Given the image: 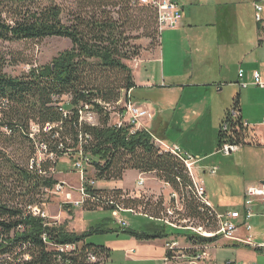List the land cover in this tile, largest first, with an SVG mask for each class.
<instances>
[{
	"label": "trees",
	"instance_id": "16d2710c",
	"mask_svg": "<svg viewBox=\"0 0 264 264\" xmlns=\"http://www.w3.org/2000/svg\"><path fill=\"white\" fill-rule=\"evenodd\" d=\"M72 4L66 7L63 0H0V40L65 37L72 43L50 63L33 66L20 77L6 74L0 66V141L29 149L27 156L22 154L25 164H21L0 148V264H106L105 259L110 258V248L85 242L88 234L104 229L69 232L65 224L33 211L35 207L43 210L42 194L58 184L53 176L56 170L61 171L59 160L66 155H76L75 162L87 159L86 168L93 167L95 179H122L129 169L155 173L180 196L183 207L177 210L174 198L167 206L162 198L130 196L119 189L96 190L85 184V210L113 212L120 206L165 222L173 216L168 214L172 207L181 223L186 220L209 231L218 226L216 215L196 195L190 173L177 155L164 151L147 129L134 132L128 123H111L113 114L126 111L120 102L133 99L136 83L128 62L142 52L135 41L150 38L152 49L159 38L160 45L156 9L136 0H73ZM63 96L68 97L67 103ZM234 100L233 106L242 112L240 94ZM81 110L95 113L97 121L81 119ZM243 122L241 113L228 118V130L219 127L218 150L227 143H255L256 138H248ZM41 145L44 148H39ZM39 149L45 152L44 158L39 159ZM149 229L128 234L151 240L189 231L156 225ZM187 239L202 245L215 241L198 235ZM63 245L72 249L58 250Z\"/></svg>",
	"mask_w": 264,
	"mask_h": 264
},
{
	"label": "rangeland",
	"instance_id": "374dc122",
	"mask_svg": "<svg viewBox=\"0 0 264 264\" xmlns=\"http://www.w3.org/2000/svg\"><path fill=\"white\" fill-rule=\"evenodd\" d=\"M238 1L241 2L235 9H232V15L223 21L225 31L221 42L225 45L222 49L227 50L224 55L227 58L223 57L222 49L217 50L218 40L216 36L211 35V33L205 34L204 31L202 34L200 31L198 35L191 32L187 33L188 37L185 34L176 33L167 38L168 32L173 33L174 31H171L172 28L163 29L161 39L166 59L163 63L159 58L157 60L155 55L143 51L151 48L149 47L150 38L144 37L135 41L141 46V53L150 55L151 59L140 70L136 71L138 81L149 85L144 89L141 87L135 89L137 98L149 110L134 99H132V103L139 111L150 113V116L136 115L139 117L137 120L142 126H145L151 135L158 136L157 132L163 129L162 126H167L165 129L166 137L164 138L167 139L164 141L169 144H179L184 151L198 160L195 166V174L203 180L213 205L223 208V210L241 209L245 188L264 179V89L254 85L240 89L238 85L234 84L241 65L247 72V79L254 69L261 67L260 64H255L257 61V57L254 56L255 43L250 41L255 39L256 44H258V28L255 19L252 17V0H236V2ZM259 1V3L264 4V0ZM72 3L73 0H63L66 7L72 6ZM63 17L67 21V13ZM186 21L188 19L184 18L183 23ZM203 21L200 22L201 25H205ZM158 39L151 49L154 52L159 48ZM71 45V41L65 37H49L40 41L0 40V66L6 74L20 77L33 66L37 67L50 63L54 57L69 49ZM162 45L160 49H162ZM204 54L208 56L209 61L200 64L198 59ZM134 61L131 60L128 63L131 62L130 64L133 65ZM170 63L176 64L178 69L186 68L185 71L181 72L180 78L182 83L188 85L182 93V97L180 90L176 92L172 91L170 87L163 88L160 86L162 81L159 77L161 69L167 71ZM247 65H249V69L246 67ZM200 80L209 81L210 87H206L207 90L194 87L193 84L199 83ZM238 94H240L242 117L253 127L252 132L247 133L248 138L256 139L253 144L240 145L236 151L225 154L224 151L218 150L217 134L225 111L233 107L234 99ZM68 100V97H62L63 102L67 103ZM122 106H124L123 102ZM117 113L113 114L111 123L118 120ZM92 120L97 121L96 114ZM0 148H4L18 162L25 164L22 154H26L29 149H23L21 145L15 144L9 147L4 145L2 141H0ZM41 156L40 158H44ZM67 156L59 160L62 169L61 171L56 170L53 176L58 180V185L61 184L63 188L58 189L56 185L52 190H46L42 194L44 202L41 207L49 220L57 224H65L64 227L69 232L81 234L88 232L91 228L104 229L103 232L88 234L85 242L112 249L110 258L105 259L106 264H264V251H258L244 245L234 246L232 242L225 239H218L212 245L205 243L207 246H211L206 251L207 255L198 254L197 258L184 254L187 253L190 244L184 238L178 239L180 252L170 257L165 253L159 260L142 257L134 249L124 252L126 247L134 245L129 244L132 237L128 231H142L145 227L152 225L164 224L173 229L172 226L160 220L152 219L142 211L118 210L112 212L100 209L89 211L74 205L71 201L80 199L79 192L82 185L85 184L84 182L94 179L96 186L100 189H119L130 193V196H143L146 199L157 200L162 198L167 206L171 204V188L161 181L156 174H140L139 171L133 169L126 170L122 179H95L93 167L87 166L86 168V165L85 180L83 181L80 174L74 169L76 155ZM202 162L206 164L205 167L200 166ZM214 168L215 173H212ZM177 219L171 218V223L181 225ZM122 222L128 225L123 227L119 224ZM256 223H259V220ZM239 232L264 237L263 230L259 228L248 230L241 227ZM176 233L185 234L186 231H176ZM197 235L194 234V236ZM172 237L166 238L165 247L167 241L176 239Z\"/></svg>",
	"mask_w": 264,
	"mask_h": 264
},
{
	"label": "built area",
	"instance_id": "2783aa9c",
	"mask_svg": "<svg viewBox=\"0 0 264 264\" xmlns=\"http://www.w3.org/2000/svg\"><path fill=\"white\" fill-rule=\"evenodd\" d=\"M141 5H149L156 9L157 15H158V26L159 29L162 31L165 28H175L179 25V23L182 20L183 17V10L181 5L177 0H136ZM255 7V19L257 22H263L264 17L262 16L263 13V6L260 3H256L254 5ZM245 71L240 68L238 72V85L244 89L247 88L250 85L257 86L259 88L264 89V70L255 69L252 71L250 77L248 79L245 78ZM123 102V101H122ZM124 103V106L122 108H125L126 111L124 115L121 113H118V120L112 124L122 126L124 123H128L130 125H133V131L142 130L145 129V126H142L140 122L137 120L139 116H150V113L147 111H139L132 102ZM122 104V103H121ZM241 114V112L235 108L234 106L230 109H228L226 116L224 117L223 121L220 124V127L223 130H228V118H235L238 117ZM81 119H84L88 122H95L92 119L95 117V113L89 110H81L80 111ZM264 123V120H263ZM243 126L247 128V132H252L253 127L248 123V121L244 120ZM154 141L158 143L161 148L164 151L171 152V149H178L179 150V158L184 162V164H191L192 168L194 169V180L193 182H199V185L201 186V197H199L209 208L214 212V214L217 217L218 226L217 229L214 231H209L207 229H204L200 226H195L193 224H188L186 220L182 221L181 225H171V218H178V216L174 215L175 210H173L172 207L168 208V214H170L172 217L165 220V223L172 226L173 229H186L192 232L193 234H198L201 237H215V242L218 239H225L229 242H232L234 245H244L251 248H254L255 250L264 251V237H256L255 234L251 233H240L239 228L245 227L248 230H252L254 228H259L263 230L264 232V179L260 180L259 182H256L254 184H251L245 188V191L243 193V204L241 209H226L221 210L215 207L212 202L210 201L206 187L200 177L195 174V166L198 162L196 159H194L190 154H188L187 151H184L181 146L178 144H169L167 142H163L159 139H157L155 136H153ZM240 145L237 144H231L227 143L225 144L221 150L224 151L225 154L232 153L238 149ZM44 146L41 145L39 148ZM44 153L42 150L39 149V159L40 156ZM41 156V157H43ZM87 163V159L84 160H78L75 162L74 166L80 174L81 179L84 181L85 178V165ZM212 173H215V168L211 171ZM85 184H89L90 186H93L96 190H105V189H99L96 187V181L94 179H89L84 182ZM85 184L82 185L80 189V199L76 201H71L74 205H77L79 207H82L85 200L88 198V192L86 191ZM168 185L167 183H165ZM169 186V185H168ZM58 189H62L63 186L61 184H57ZM174 198L176 205L178 206L177 210L182 211L183 207L180 204V196L172 191L170 194V199ZM118 210L122 211H131L136 212L133 209H125L123 207H118L113 210V212H116ZM33 211L35 214H42V216H47V214L41 210L38 207L33 208ZM259 223H256L258 222ZM118 223V222H117ZM123 227H125V222L119 223ZM183 224H188V226H184ZM189 248L187 249V253H184L185 255L189 257L197 258L198 254L200 255H207V252L211 246H205L202 244H189ZM72 249L71 245H63L59 246L58 250L60 251H66ZM180 242L178 239H174L171 241H167L166 243V251L167 253H171L172 255L176 254L177 252H180ZM200 252V253H199ZM193 253V254H192Z\"/></svg>",
	"mask_w": 264,
	"mask_h": 264
},
{
	"label": "crops",
	"instance_id": "0c3cea01",
	"mask_svg": "<svg viewBox=\"0 0 264 264\" xmlns=\"http://www.w3.org/2000/svg\"><path fill=\"white\" fill-rule=\"evenodd\" d=\"M177 1L179 2V4L182 7L183 17H182V20L179 23V25L175 28H172L173 30H171V31H174V32L173 33L168 32V34L166 36L167 38L176 34V33L185 34L186 37H188L187 33L191 32L195 35L196 34L198 35L200 33V31H201V34L203 33L202 31H204L205 34L209 35L211 33V35L216 36V38L218 40L217 41L218 44L216 46L217 50L220 51L222 49V47H225V45L222 44V42H221L222 41L221 38H222L223 33L225 31V26L223 25V21H224V19L229 18V16L232 15V9H235L236 6H238L239 2H241V1H238V2H236V0H177ZM259 2H260L259 0H252V3H251L252 17L254 19H255V17H254L255 16L254 5L256 3H259ZM260 4L264 8V4H262V3H260ZM263 14H264V12L262 13V16H263ZM184 18L188 19V21L183 23ZM202 20H204L203 22L205 25H201L202 23H200V22H202ZM255 22H256L257 28H258V32H257L258 44H256L255 39H251L250 41L255 43L256 51H254V53H255L254 56L257 57V61L255 62V64H258V65L260 64L259 66H261V67H259V69L261 68L260 70H264V20H263V22L260 23V22H257L255 19ZM162 35L163 34L161 33L160 45L158 46L159 48L156 49L155 52L151 49H147V50L145 49L143 51H145L146 53L147 52L151 53L150 55H155L157 60L159 58L160 60H162V63H163L164 61H166V59H165V52H164L165 50H164V47L162 45V39H161ZM161 45H162V49H160ZM187 51H188V49H187ZM205 51H207V49H205ZM221 51H222L223 57L227 58L224 56L226 54L227 50L225 48H223ZM144 55H145L144 53H141V55L137 59H135V61H134L135 63L133 65L130 64L131 62L129 63V65L133 68L134 79H135V83H136L135 89H137L138 87H141L142 89H144L145 87L149 86L148 83H142V82L140 83V81H138L137 76H136V71L140 70L143 65H146L148 63V61L151 60L150 55H148V56H147V54L145 56ZM199 59H198V62L200 64L207 63L209 61L208 56L206 54L201 55L199 57ZM241 62H243V61H241ZM246 67L249 69V65H247ZM240 68L243 69V66L241 65L239 67V69ZM239 69H238V72H239ZM185 70H186L185 67H183V69H178L176 64L170 63V66L168 67L167 71L165 69H161V72H160L161 75L159 77L161 78L160 80H162V81H161L160 86H162L163 88L170 87V89L172 91H176V92H178L180 90L181 97H182V93L185 91L186 86H188V85H185V83H182L180 81L181 72L185 71ZM245 75H246L245 78L247 79V72L246 71H245ZM238 80H239V78H238V73H237V79L234 82L235 85H238V83H237ZM210 85L211 84L209 81H201V80L199 81V83L193 84L194 87H198L200 89H205V90H207L208 88H206V87H210ZM179 87H181V88H179ZM239 88L242 89L240 86H239ZM135 89L133 91H131V94L133 95V99L135 101H137L138 104H141V105H144L145 107H147L144 103H141L139 101V98H137V94L135 92ZM219 90H221V88H219ZM148 110H149V108H148ZM193 112H196V110H193ZM225 115H226V111H225ZM162 127H163V129H161L160 131L157 132L158 136H156V135H153V136H155L157 139L165 142L164 140L167 139V138L164 139L166 137L165 129L167 128V126L166 127L162 126ZM175 144H177V143H175ZM205 165L206 164L204 162H202V165H200V166L205 167ZM193 172H194V169H193ZM138 173H140V172H138ZM140 174H142V173H140ZM143 174L147 175V174H151V173H143ZM152 174H155V173H152ZM105 190H108V189H105ZM217 208L223 210V208H219V207H217ZM163 225H159V226H161L162 229L165 228L166 230H169V227H167V226L163 227ZM150 227H152V226H147L142 231L149 232ZM142 231H139V232H142ZM175 233H176V231H175ZM175 233L171 235V236H173L172 238H176L179 240H182L181 238H184L185 241L189 242L190 244H193V242H190L187 239L188 235L194 236V234L192 235V233H190V231L186 232L185 234H181V235H178ZM171 236H169V237H171ZM169 237H166V238L168 239ZM166 238H160L157 240H153V239H151V240H140V239H137L135 237H132L131 240H129V244H134V245L126 247L124 252L130 251V249H134L137 251V254L142 256V257H150V258H154L156 260H159L160 258H162V256L165 253H167L165 243H164V241L167 240ZM135 241L138 242V244L135 245V243H136ZM234 246H237V245H234ZM258 251H260V250H258ZM221 264H224V263H221Z\"/></svg>",
	"mask_w": 264,
	"mask_h": 264
},
{
	"label": "bare ground",
	"instance_id": "6f19581e",
	"mask_svg": "<svg viewBox=\"0 0 264 264\" xmlns=\"http://www.w3.org/2000/svg\"><path fill=\"white\" fill-rule=\"evenodd\" d=\"M121 103L122 102H120V105H121ZM171 152L179 157V150L178 149H171ZM185 165L187 166V169H188V171L190 173V176H191L192 180H194V172H193L192 165L191 164H185ZM194 185H195V193H196V195L198 197H201V186L199 185V182H194ZM171 225H173V223H171ZM207 238H214V237H207ZM214 243H215V241L212 242L211 245L214 244ZM203 245L207 246V244H203Z\"/></svg>",
	"mask_w": 264,
	"mask_h": 264
}]
</instances>
